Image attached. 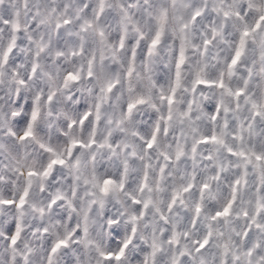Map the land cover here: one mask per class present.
Returning a JSON list of instances; mask_svg holds the SVG:
<instances>
[{
	"label": "snow or ice",
	"instance_id": "obj_1",
	"mask_svg": "<svg viewBox=\"0 0 264 264\" xmlns=\"http://www.w3.org/2000/svg\"><path fill=\"white\" fill-rule=\"evenodd\" d=\"M0 264H264V0H0Z\"/></svg>",
	"mask_w": 264,
	"mask_h": 264
}]
</instances>
